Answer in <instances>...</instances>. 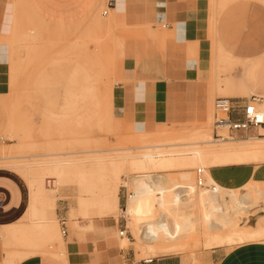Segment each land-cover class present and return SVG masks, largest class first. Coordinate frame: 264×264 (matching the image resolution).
<instances>
[{"label": "rangeland", "instance_id": "obj_1", "mask_svg": "<svg viewBox=\"0 0 264 264\" xmlns=\"http://www.w3.org/2000/svg\"><path fill=\"white\" fill-rule=\"evenodd\" d=\"M254 3L264 6V0H209L207 36L211 45L205 76L209 107L206 105L196 122L180 123L175 119L167 124L145 128L148 132L143 130V126L118 120L113 113L112 99L108 100L107 94L108 87L112 89L117 82L114 74L119 59L124 55L125 43L134 40L137 42L138 51L142 48L146 50L145 23H137L132 29L115 23L112 29H108L104 23L107 16L102 15L106 8L105 4H102L97 11L83 19L57 27V23H41L39 18L26 10L25 4H20V11L16 14L19 30L17 35L20 36V40L18 43H9L7 92L0 93V148H7L5 156L3 155L6 158L0 160V169L5 168L19 173L29 186L30 203L26 217L21 220L22 223L27 222L25 226L28 229L13 227L7 234L10 236V232L18 229L28 235L23 241H12V246L5 250L4 257L9 250L20 255L45 253L57 258L62 257L60 250L63 249L55 246L56 236L61 237L59 231L61 226L55 231V221L59 222L55 214L53 232L44 231L39 223L43 217L40 207L46 206L49 200L56 202L61 199L62 192H67L66 200L71 206L77 204L80 218H106L109 215L116 217V214L120 213V208L124 207L129 192L128 187H120L123 185V176H131L139 170L130 168L121 159L119 167L115 168V171H109L107 167L110 157L147 154L150 151L149 145H157L156 151L162 156L183 155L193 150V146L201 147L203 144H192L199 139L185 137L182 133H179V136H184L185 140L174 138L167 141L163 139L162 132L157 131L182 132L193 129L198 124L200 126L205 124L208 114H211L209 116L213 121V103L219 97L241 99L258 95L262 97L264 103V53L254 58H235L224 47V36L220 39L217 36L220 20L225 21L228 28ZM99 22L104 23L101 29L96 28ZM152 35L150 33V36ZM155 37L167 40V31L163 25L156 27ZM122 38L123 47L120 46ZM216 43H220L229 54L226 67L218 70L213 69V56H219ZM186 54L191 59L197 57L190 50ZM247 61H250V65L246 64ZM243 69H248L252 74L253 83H256L253 86L254 94L231 97L223 95L221 91L210 92L209 85L215 74L220 79L228 76L237 79ZM90 85L95 87L93 91L88 90ZM212 123L210 121L209 126L201 128L208 130L213 137ZM257 132L258 130H255L245 137H234L230 134L229 136L234 139H245L258 136ZM198 168H201L198 164L187 168L193 172L194 181ZM176 169L181 170L179 167ZM152 171L154 173L157 169ZM260 173L264 175V169ZM215 177L222 181L227 180L226 175L220 171L215 172ZM254 183L264 193L261 181L254 180ZM262 183L264 185V181ZM127 185L130 186V183L127 182ZM150 206L151 213H154L155 201H151ZM44 208L47 210V207ZM263 215V212H258L255 217H250V223L238 221L231 223L230 228L238 225L252 226ZM117 217L115 220L118 219L120 225L124 226L125 220ZM126 229L134 237L130 228ZM129 241L132 244H126L122 248L134 252L135 259L138 260L135 239L130 238ZM193 245L190 243L189 250L191 248L195 250L194 258L197 264H201L203 256H209L212 251H215L213 259L216 263L224 253L234 248L206 249L204 246ZM182 253L184 252L172 254ZM160 256L164 255L151 257ZM180 256L188 263L191 262L189 251Z\"/></svg>", "mask_w": 264, "mask_h": 264}, {"label": "crops", "instance_id": "obj_2", "mask_svg": "<svg viewBox=\"0 0 264 264\" xmlns=\"http://www.w3.org/2000/svg\"><path fill=\"white\" fill-rule=\"evenodd\" d=\"M108 1L0 0V93L7 92L9 43H18L20 40V36L17 35L19 30L16 14L20 11L21 3L25 4L26 10L39 18L41 23H57V27L81 20L105 4L107 9L105 20L110 24V29L115 23L130 29L137 23H145L147 33L146 50L142 48L138 51L137 42L129 40L125 43L123 57L117 63L114 74L117 82L112 89L110 87L107 89L108 100L112 99L114 116L118 120L143 126L142 129L146 132L148 129L145 128L167 124L175 119L180 123L198 121L206 105L209 104L205 80L211 45L207 36L209 0H113L111 7L107 6ZM160 24L167 31V40H159L155 37V29ZM225 25H227L225 21H219L217 36L219 39L224 36V47L233 57L248 59L264 53L263 5L251 4L232 26L226 28ZM150 33L153 35L150 36ZM123 44L122 38L120 46L123 47ZM216 45L219 56H213L214 70L226 67L229 58V54L220 43ZM189 50L197 57L188 58L186 53ZM246 64L250 65V61ZM255 84L252 74L248 69H243L237 79H231L230 76L220 79L215 74L209 90L221 91L223 95L231 97L244 96L255 93L253 90ZM94 88L90 85L88 90L93 91ZM209 117L208 114L205 124L209 122ZM259 128L256 137H261ZM159 131L162 130L157 132ZM262 169L264 162L231 164L211 166L208 168V174L215 184L226 189H236L250 182L254 191L264 197L263 191L254 183V180L261 181L264 187L262 183L264 175L260 173ZM181 171L190 172L187 169L171 172ZM218 171L223 172L227 180L216 178L215 172ZM124 180L125 178L122 183L124 186L134 189L131 183L128 186ZM61 195L62 198L55 202V212H51L49 217L55 221L53 219L55 214L56 219L59 220V222L55 221V231L56 229L58 231L61 220L65 222L66 233L61 236L64 255L57 258L50 254L36 253L15 264H188L184 257L176 254L136 260L134 252L118 246L117 233L123 227L118 219L115 220L112 215L106 218H80L77 204L71 206L66 200L67 192H62ZM144 196V199L141 198L139 203L137 202L138 215L139 212L147 211L150 215L144 219L137 218L138 224L159 213L158 195L149 196L144 193ZM148 197L156 198L158 212L155 208V212L151 213L150 203L148 204L146 199ZM29 203L30 189L23 177L13 170L0 169V264H5V250L12 246V240L7 235L8 231L13 227L28 229L25 226L27 222L22 223L21 220L26 217ZM119 203L118 197V205ZM255 209H251L245 218L238 216L232 223L238 221L244 224L250 223L251 216L255 217L258 212H263L261 208ZM126 222L127 220H125L127 228ZM125 237L128 241L133 238ZM129 244L132 242L129 241ZM214 253L215 251H212L209 256H203L200 260L201 264H264V242L236 246L224 253L216 263L213 259Z\"/></svg>", "mask_w": 264, "mask_h": 264}, {"label": "bare ground", "instance_id": "obj_3", "mask_svg": "<svg viewBox=\"0 0 264 264\" xmlns=\"http://www.w3.org/2000/svg\"><path fill=\"white\" fill-rule=\"evenodd\" d=\"M104 23L110 29V24L107 20ZM103 24L99 22L96 24V28L101 29ZM216 46L218 47V45ZM212 76L213 74L211 78ZM109 105L107 109H109ZM257 108L264 115V103H260ZM209 115L211 116V114ZM210 121L213 122L209 117L207 124L201 126L198 124L196 125L197 127H194L196 129L190 128L182 132L174 130L159 131V133L162 132L161 134L165 140L178 138L177 140L181 141L182 138L185 140V137L189 136V138L197 137L199 139L192 144H203L201 147L193 146V150L183 155L168 154L162 156L156 151L157 145H149L150 151L147 154L144 153L140 156L124 154L121 157L109 158L110 163L107 167L109 171H115V168L119 167V160L121 159L130 168L139 170L131 174V176H123L126 180L125 184L127 182L131 183L134 189H128L125 205L122 209L120 208V213L116 214V217L123 216L127 220L126 225L128 224L130 232H132L135 239L134 245H136L138 259L146 258L149 260L152 258L151 256L160 254L166 256L172 253L189 251L191 262L188 264H197L194 258L195 250L193 251L192 248V250H189L191 247L190 243H193L194 247L204 246L205 248L207 247L206 249H212L220 246L235 247L251 242H264V215L252 226L238 225L230 228L235 218L238 216L245 218L253 208H261L260 210L264 214V197L254 191L250 182L236 189H226L215 184L208 174V168L211 166L263 163L264 128L262 126L258 127L261 137L232 140L233 137L229 136L225 127H218L216 132L221 138L215 139L213 136V139L208 130L201 128L206 125L209 126ZM198 126L200 127L198 128ZM179 133L184 134L185 137L179 136ZM179 144L177 143V145ZM148 147L145 146L146 149ZM5 149L7 148H0V156H2L0 160L6 158L3 157L6 154ZM7 157H9L8 154ZM196 164L200 165V169L204 171L206 178V180L204 178V187L197 186L193 178V172H171L180 171L176 169L178 167L181 170H186ZM152 169H157V171L153 173ZM120 187H126V185H121ZM144 193L149 196L158 195L159 213L138 224L136 223L137 218L144 219L150 215L148 211L145 213L139 212L138 215V201L141 198H145ZM146 199L148 204L151 201H155L158 212L156 198L148 197ZM44 207H47V210ZM54 207L55 201L51 200L47 202L46 206L40 207L43 217L39 223L44 231L53 232L54 221L49 218V214L53 213ZM116 217L114 216L115 219ZM24 232L23 230L15 229L9 235L12 241L18 242L23 241L24 238L27 239L28 234ZM117 238L119 240L118 246L123 247L129 244L125 235L120 236L119 232L117 233ZM55 241L56 248L63 249L61 237L56 236ZM60 251L63 256V250ZM27 256H30V254L20 255V253L9 250L4 257V263L15 264Z\"/></svg>", "mask_w": 264, "mask_h": 264}, {"label": "built area", "instance_id": "obj_4", "mask_svg": "<svg viewBox=\"0 0 264 264\" xmlns=\"http://www.w3.org/2000/svg\"><path fill=\"white\" fill-rule=\"evenodd\" d=\"M113 0H109L107 6L111 7ZM107 9H105L102 15H106ZM262 102V97L258 95H251L248 98H226L219 97L214 100L213 103V136L215 139H220L216 132V128L225 127L231 136L245 137L251 132L255 131L258 127L264 126V115L258 110L259 104ZM204 171L203 169H196L195 183L199 187H204ZM126 200V198H125ZM61 234L65 235L66 230L65 222L60 221ZM120 236H130L126 232V226L124 225L119 229Z\"/></svg>", "mask_w": 264, "mask_h": 264}]
</instances>
